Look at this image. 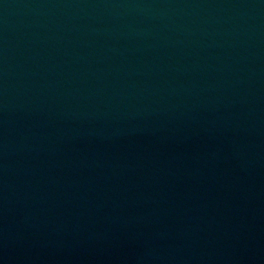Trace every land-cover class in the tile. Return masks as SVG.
<instances>
[{
  "label": "water",
  "instance_id": "water-1",
  "mask_svg": "<svg viewBox=\"0 0 264 264\" xmlns=\"http://www.w3.org/2000/svg\"><path fill=\"white\" fill-rule=\"evenodd\" d=\"M0 264H264V0H0Z\"/></svg>",
  "mask_w": 264,
  "mask_h": 264
}]
</instances>
